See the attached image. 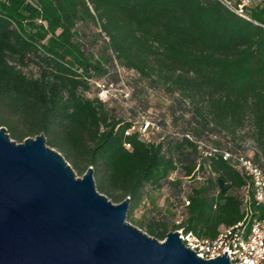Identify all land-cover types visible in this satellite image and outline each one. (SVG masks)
Returning <instances> with one entry per match:
<instances>
[{
    "label": "trees",
    "instance_id": "16d2710c",
    "mask_svg": "<svg viewBox=\"0 0 264 264\" xmlns=\"http://www.w3.org/2000/svg\"><path fill=\"white\" fill-rule=\"evenodd\" d=\"M122 77L129 106L103 101L93 80ZM150 88L170 99L149 118L159 128L128 134ZM0 123L20 142L43 133L81 174L93 166L116 202L130 196L129 211L147 201L149 235L214 238L245 217L252 191L212 148L264 169V3L240 16L219 0H0Z\"/></svg>",
    "mask_w": 264,
    "mask_h": 264
},
{
    "label": "water",
    "instance_id": "95a60500",
    "mask_svg": "<svg viewBox=\"0 0 264 264\" xmlns=\"http://www.w3.org/2000/svg\"><path fill=\"white\" fill-rule=\"evenodd\" d=\"M130 196L100 193L94 168L77 177L41 133L23 142L0 127V264H232L159 240L126 220Z\"/></svg>",
    "mask_w": 264,
    "mask_h": 264
},
{
    "label": "built area",
    "instance_id": "2783aa9c",
    "mask_svg": "<svg viewBox=\"0 0 264 264\" xmlns=\"http://www.w3.org/2000/svg\"><path fill=\"white\" fill-rule=\"evenodd\" d=\"M240 16H246L247 7L254 1L264 0H219ZM98 89V96L107 101L118 100L129 104L132 90L122 77L120 83L107 80H93ZM156 122L142 116L138 131L142 136L149 135L152 129H158ZM134 125L127 133H133ZM127 148L131 147L126 143ZM220 153L225 160L250 179L252 197L249 193L245 198V217L233 225L224 226L214 238L202 237L193 231L179 229L180 237L185 245L194 250L198 256L212 259L227 252L232 264H264V169L243 153H233L225 149L212 148ZM254 201V206L252 205Z\"/></svg>",
    "mask_w": 264,
    "mask_h": 264
},
{
    "label": "rangeland",
    "instance_id": "374dc122",
    "mask_svg": "<svg viewBox=\"0 0 264 264\" xmlns=\"http://www.w3.org/2000/svg\"><path fill=\"white\" fill-rule=\"evenodd\" d=\"M256 3V1H254L253 3H252V5H254ZM120 70H121V72H122V74L124 75V76H126V77H128V78H131V77H133V74H132V72L130 71V70H128V69H124V68H120ZM93 93H88V95L89 96H91ZM146 98H147V100H148V103H149V105H150V107H149V110H148V113L146 114V117L147 118H151V116H157L158 114H160V112L161 111H165L166 110V106L169 104V102H170V99L167 97V95L165 94V92H164V90H156V89H154V88H150L147 92H146ZM165 96V97H164ZM164 97V98H163ZM124 106H126V107H128L129 106V104L127 105V104H123ZM140 117H138L137 119H136V123H135V125H136V128L138 129V127H139V124H140ZM171 123V122H170ZM0 127H5V128H7V132L9 133V135H10V137H11V139H13V140H15V141H17V139H15V138H13L12 137V134H11V132H9L8 131V126L7 125H5V124H2V123H0ZM167 129L168 130H172L173 129V125L172 124H169V126L167 127ZM154 130H156V129H154ZM152 134V133H151ZM154 136L153 137H155L156 135H157V133H154L153 134ZM28 137H33V136H28ZM146 137H148V135L146 136ZM27 138V137H26ZM25 138V139H26ZM24 139V140H25ZM17 142H20V141H17ZM21 142H23V141H21ZM243 144L247 147V148H249L250 149V153L252 154L253 152H252V150H254L255 149V147H254V142L252 141V139H250V138H246L244 141H243ZM47 145H49L48 143H47ZM50 146V145H49ZM54 148V147H53ZM56 149V148H55ZM63 155V154H62ZM64 156V155H63ZM65 157V156H64ZM65 159L67 160V158L65 157ZM68 161V163L72 166V168H73V170H74V172L76 173V175H77V177H82L84 174H81L80 172H79V170L77 169V168H75L74 167V165L69 161V160H67ZM173 176H175V174H173ZM94 179H95V184H96V188H97V190L100 192V193H102V194H104V195H106L111 201H113L114 203H118V202H116L112 197H111V195H109L107 192H105L104 190H102L101 188H100V186H99V180L94 176ZM185 180H186V183L187 184H194L195 183V181H192V179H188V178H185ZM167 196H168V193H167V190L166 189H164V191H162V193H160V194H157L156 195V203H157V206L159 207V208H167V207H169V205L167 204V202H166V198H167ZM148 202L147 201H144V202H142L141 204H139V205H137L134 209H133V211H129L128 210V212H127V217H126V220L128 221V222H130L131 224H133L134 226H137L138 228H140L141 230H143L144 232H146V230L143 228V227H141V225H140V221L142 220V218L144 217V215L146 214V212H148ZM182 211H183V208H181V207H178L177 208V213H176V217H175V219H176V223H179L180 221H181V214H182ZM147 233V232H146Z\"/></svg>",
    "mask_w": 264,
    "mask_h": 264
}]
</instances>
